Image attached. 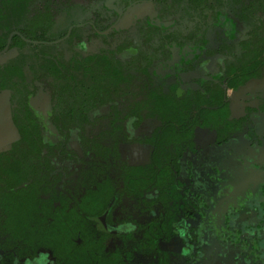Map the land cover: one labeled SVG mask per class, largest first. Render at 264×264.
<instances>
[{
	"label": "flooded vegetation",
	"instance_id": "af4514ba",
	"mask_svg": "<svg viewBox=\"0 0 264 264\" xmlns=\"http://www.w3.org/2000/svg\"><path fill=\"white\" fill-rule=\"evenodd\" d=\"M93 2L91 7H81L88 10V19L73 21L66 29L59 27L58 30V19L71 14L76 6L71 0H64L67 6H54L52 21L46 22L38 32L41 40L30 38L34 30L29 22L38 7L35 5L30 8L23 28L29 38H24L19 30L7 39L9 44L14 35H19L31 46L35 43L42 46L41 67L31 72L30 79L25 78L32 90L29 103L42 123L43 138L54 149L53 174L57 180L41 191L48 222L42 225L45 233L38 229V235L61 246L67 244L68 250L59 249L57 258L48 248L32 250L31 243L2 223L0 264H26L34 252L35 256L47 253L49 264H88L87 258L93 264H146L151 258V264H200L212 252L231 264H244L243 255L249 258L247 264H259L257 259L250 261V253L256 242H262L261 251H264V225L261 224L264 207L260 206L264 203V144L261 141L264 90L252 92L253 84L248 82L263 68H254L264 59L260 48L254 45L262 38L264 0H208L202 5H195L191 0ZM136 3L150 5L151 12L134 23L124 21L126 28L119 33L118 41L111 43L109 35L115 33L112 30L119 18L118 12ZM241 14H244L242 21ZM183 22L190 25L189 29H171ZM94 43L97 49L91 46ZM245 44H251L250 48H255L257 53L243 57L247 50ZM196 52L213 59L217 71L203 75L207 60L203 56L194 60ZM229 81L238 86L229 87ZM61 82L76 86L86 100L91 91L105 93L109 99L99 109L87 113L91 122L85 123L81 130L60 132L49 119L50 87ZM246 85L249 90H245L243 99L229 97L230 92L240 91ZM44 104L48 106L46 114L38 109ZM224 104L228 105L231 119H240L251 112L250 122L257 139L240 136L226 144L217 142L219 126L224 124ZM232 104L238 107L235 112ZM9 105L12 119L10 92ZM103 120H111L109 127L100 130L97 136L86 135L87 127H96ZM146 120L156 122L149 135L141 130ZM50 126L59 136L57 141L46 137ZM247 126L245 123L244 131ZM15 130L18 142L20 136L16 127ZM199 130L207 137L203 138ZM138 132L142 135L134 136ZM80 133L112 151L116 149L120 159L110 156L101 172L82 176L83 167L92 165L93 153L84 155ZM102 134L106 135L105 139ZM207 138L211 140L205 141ZM130 144L151 147L149 160L136 164L126 158L122 146ZM15 145L8 153H15ZM244 146L254 154L240 152ZM215 157L221 160H212ZM226 159L235 164L226 165ZM162 190L168 195L160 198ZM59 197L65 205L62 212L76 215L75 228H71L70 222H64L60 214L54 219L53 213H57L54 200ZM129 197H132L131 203L125 201ZM234 197L240 199L236 201ZM230 199H234L236 207L246 206L242 211L245 216L240 218L242 213H239L236 227L245 225L243 244L236 241L238 235L226 228L222 218L226 201ZM47 200L52 208L47 207ZM175 201L182 221L174 223L166 232L163 224ZM206 202L214 211L211 221ZM156 223L158 231L152 234L150 226ZM90 224L99 226L102 234L97 235ZM121 224H132L134 228L131 232L121 230ZM34 226L30 223L18 228L26 236L35 230ZM113 238L118 242L111 249L108 243ZM160 244L171 249L162 250Z\"/></svg>",
	"mask_w": 264,
	"mask_h": 264
},
{
	"label": "trees",
	"instance_id": "16d2710c",
	"mask_svg": "<svg viewBox=\"0 0 264 264\" xmlns=\"http://www.w3.org/2000/svg\"><path fill=\"white\" fill-rule=\"evenodd\" d=\"M54 1L55 2L47 0L44 5L38 6L34 11L29 22V25L32 26L34 30L33 34L30 36L32 40H41V38L37 36L38 32L42 31L46 22L52 21L51 18L54 16L51 13L52 9L60 5L67 6L66 3H63L64 0ZM65 1L68 2L69 0ZM94 1L97 2L100 0ZM118 1L121 3H128L129 1L134 0ZM191 1L195 5H202L208 0ZM243 15L244 14L239 15L241 21V17ZM257 25L259 26V23H257ZM20 33L24 38H29V33H27L26 29H21ZM23 44H25V42L19 35H14L9 44H7V38L2 37L0 40V52L4 51L6 48L11 49L14 46H20ZM245 46L247 50L243 53V57L249 56L252 52L257 53L255 48H250L251 44H245ZM261 67H264V59L258 61L254 68L258 70ZM251 70H247V73L251 72ZM0 75V88L7 89L10 92L12 121L20 136L19 141L16 143L14 148L15 153H0V224L2 226V223H4L6 229L12 232H18L21 235L19 238L24 241L26 240L27 243H31L32 250L48 248L53 252L54 257L57 258L59 256V249L62 248L63 251H67L68 245L64 244V246H61L59 243L52 242L51 239L46 241L44 239L45 237L42 238L38 235V229L45 233V229L42 225L48 222L47 217L45 218V212H43V208L46 207V204L41 195V191L46 190L45 185H54L57 180L56 176L53 174V171L55 170L52 162L54 149L46 144L43 138L42 123L32 110L29 103V95L32 90H30V86L26 83V78L21 69L13 65V62L10 60L0 64ZM237 86L238 85L234 82L229 81V87L236 88ZM50 89L51 93L49 100L51 102V115L49 119L60 132L65 131L69 133L71 130L83 129L85 123L90 124L91 122L87 117V113L99 109L100 106L105 105L107 101H109L105 93L95 94L92 91L89 95V99L86 100V98L84 99L82 94L78 92L76 86L67 82H61L59 85L54 86L51 85ZM223 106L225 115L223 119L224 124L219 126V139L217 140L219 144H226L240 136H247L250 139L258 138L257 136L254 137V126L250 122L251 112L240 119H231L228 105L224 104ZM245 123H247L248 126L244 131L243 127ZM79 136L81 144H83L84 155L87 156V152L93 153V161L90 163L92 165H87V168L83 167L81 171L82 176H89L91 173H94V171L101 172L107 166L110 156L120 159V154L116 149L112 151L102 145L99 141H91L89 138L84 137L81 133ZM101 136L104 139L106 137L105 134H102ZM101 160H103V163H101ZM104 161L106 163H104ZM164 195H168V193L162 190L160 198ZM234 199L236 200L235 197ZM234 199L226 201L227 209L224 211L222 218L226 228H228L230 232L238 235L236 236V241L243 244V242H246L242 239V235L245 230L243 228L245 225L243 224L240 228L236 227H238L239 213L245 211L244 207L246 206L245 204H242L240 207H236L234 205ZM239 199L240 198H237L236 201ZM47 202L49 204L47 207L52 208L50 201L47 200ZM260 206L264 207V203ZM205 208L207 210V214L210 216L209 221H211V216L214 215L212 206L210 203L206 202ZM49 213L50 212L47 214ZM53 214L54 219L59 217L58 213ZM52 217L53 215L50 214V218ZM180 217L182 216L178 210V204L175 201V203L169 207V212L166 217L167 219L163 224L166 225V232L170 231L171 226L174 225V223H181L182 218ZM261 220V224L264 225V208H262ZM30 223L35 225V230L32 228V233L25 236L24 230L21 227H18L19 225ZM13 225L15 227H13ZM262 227L263 226L259 225V228ZM0 229L3 231L2 227H0ZM156 231H158L157 223L154 226H150V232L152 234L156 233ZM48 233L51 234V230H49ZM48 238H51V236L48 235ZM261 244L262 242H256V244L252 247L253 250L250 253L252 255V259L250 261L255 262L257 259L259 264H264V251H261ZM144 251L147 250L145 249ZM35 255L36 252H34L33 257ZM243 256L246 260L243 263L247 264V262H249V258L247 255Z\"/></svg>",
	"mask_w": 264,
	"mask_h": 264
},
{
	"label": "rangeland",
	"instance_id": "374dc122",
	"mask_svg": "<svg viewBox=\"0 0 264 264\" xmlns=\"http://www.w3.org/2000/svg\"><path fill=\"white\" fill-rule=\"evenodd\" d=\"M42 0H0V40L2 37H6L9 41L11 36L13 34H17L19 30L25 28V25L28 21V17L30 14V8L33 6H39L41 4ZM71 3L73 6H76L75 11H73L71 14H65L62 15L58 19V26L59 27H66L73 21H85L89 17V12L83 10L84 8L81 7H91L94 2L92 0H71ZM112 4H108V6H111ZM151 12V6L146 3H136L131 5L128 9L122 11L120 10L118 12L119 18L116 20V22L113 25V30L117 34L116 36L109 35V41L111 43L117 42L119 38V33L122 32L123 29L126 28V21H129L130 23H134L139 17L141 18L142 15L148 14ZM139 18V19H140ZM261 19L263 21L262 28L260 31V35L262 38L260 40H257L255 42V47L258 49L260 48V53H262V56H264V13H261ZM125 21V23H123ZM189 24H185L184 22L180 25L172 26L171 29H179L182 31H185L189 29ZM110 32V31H109ZM95 45L92 44L93 47ZM115 45V44H114ZM98 47L97 45L94 46V48ZM97 49V48H96ZM42 50V46L40 44H33L31 46L27 42L23 45L18 46L16 49H12L9 51H4L0 53V64H3L8 61H12L13 64L18 66L24 76L26 78L30 79L31 72L39 69L41 67V60L39 59L40 53ZM203 56V60H207L206 66L202 69L203 75H210L212 72L217 71L216 64L212 61L213 59H209L205 57L204 55L200 54L199 52H196L193 57L196 59H200V57ZM191 61L192 58H189ZM193 60V61H194ZM188 61V62H189ZM1 77V75H0ZM250 82V83H249ZM248 84H253V88L250 89L252 92H256V90L263 88L261 90H264V67L257 73V77L255 76L252 78ZM0 85H1V79H0ZM249 90V86H243L240 91H236L235 93L230 92V96H235L236 99H243V97L247 94L244 91ZM229 91V90H226ZM7 94V95H6ZM39 101H42L41 97L37 98ZM42 107H39L40 112L47 113L46 110L48 106L46 104L41 105ZM111 120H103L100 124H98L96 127H87L86 128V135L89 137L97 136L100 130L109 127V123ZM154 121L152 120H146L145 124L143 125L142 132L143 134L151 133L155 126ZM47 134L46 137L50 141H57L59 139V136L54 128L51 126L47 128ZM141 132L136 133L134 136H140ZM199 134H202L203 138H206V133L203 132V130L198 131ZM209 136V135H208ZM210 138V137H209ZM205 139V141H210L211 139ZM203 140V139H201ZM262 143L264 144V137L261 139ZM17 142V136H16V130L15 127L12 125L11 121V110L9 105V92L6 90H3V88H0V153L6 154L12 150L15 143ZM124 154L126 155V158H128L132 163L136 164H144L149 160L151 156V147L144 148L142 146L138 145H123L122 146ZM240 152H243L246 154H254L251 148H248L244 146L243 148H240ZM256 151V150H255ZM212 160H216L219 162L218 158H213ZM226 165L233 166L235 163H231L230 160H225ZM227 170V169H225ZM131 196V195H129ZM129 200V201H128ZM125 199L128 203L130 200H132V197H129V199ZM66 201V200H65ZM131 203V202H130ZM131 205V204H130ZM54 207L57 210V213L60 214L62 217V220L65 222H70L71 228H75L78 225L77 217L75 214L72 213H66L65 210L62 212V209H65V205L62 204V198H56L54 200ZM245 216L244 213L240 215V218H243ZM147 220L148 218H144ZM143 219V220H144ZM91 225V224H90ZM90 229L95 231L97 235L102 234L99 226L91 225ZM113 231L116 229L113 228ZM117 239L113 238L109 240L108 247L111 249H114V247L117 245ZM213 247V246H212ZM160 248L162 250L171 249V246H168L166 244H160ZM211 249V248H210ZM214 252L210 253L212 255H208L204 261L200 264H231L229 261L223 260L222 257L217 256L216 254H213ZM231 258H233V253H231ZM146 261V264H151L153 258ZM88 264H93L92 260L90 258H87Z\"/></svg>",
	"mask_w": 264,
	"mask_h": 264
},
{
	"label": "clouds",
	"instance_id": "9594fccd",
	"mask_svg": "<svg viewBox=\"0 0 264 264\" xmlns=\"http://www.w3.org/2000/svg\"><path fill=\"white\" fill-rule=\"evenodd\" d=\"M121 230L131 232L134 228L132 224H121L119 226ZM183 234V233H181ZM26 264H49L47 253H41L35 257H32L26 261Z\"/></svg>",
	"mask_w": 264,
	"mask_h": 264
},
{
	"label": "crops",
	"instance_id": "0c3cea01",
	"mask_svg": "<svg viewBox=\"0 0 264 264\" xmlns=\"http://www.w3.org/2000/svg\"><path fill=\"white\" fill-rule=\"evenodd\" d=\"M247 90H248V89H247ZM247 90H246V91H247ZM244 92H245V91H244ZM6 95H7V94H6ZM231 107H232V111H234V112H235V111L238 109V107H237V108H235V107H236V105H235V104H232V106H231ZM234 112H233V113H234ZM11 121H12V119H11ZM12 125H13V122H12ZM13 126H14V125H13ZM260 127H261V126H260Z\"/></svg>",
	"mask_w": 264,
	"mask_h": 264
}]
</instances>
